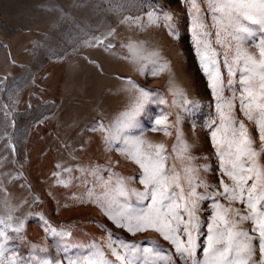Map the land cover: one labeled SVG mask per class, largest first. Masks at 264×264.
I'll return each instance as SVG.
<instances>
[{
  "label": "rangeland",
  "instance_id": "obj_1",
  "mask_svg": "<svg viewBox=\"0 0 264 264\" xmlns=\"http://www.w3.org/2000/svg\"><path fill=\"white\" fill-rule=\"evenodd\" d=\"M197 3L200 5L203 22L210 29L213 21L207 4L203 0H197ZM190 9L191 5L184 0H0V98L4 107L9 108L17 95L21 97L14 107L17 126L13 142L17 146L15 158L24 167L23 180L27 185L23 194L25 200L23 197L19 202V220L24 221L20 235L24 239L11 241L10 252L16 250L15 253L27 259L32 253V246H35L37 256L61 261L62 264H68L70 259L83 264L84 258L95 251L90 246L96 245L104 251L108 260L114 261L115 257L108 244L112 242L116 247L123 241L140 248H157L172 254L175 264H184L182 259L175 258L173 245L159 233L148 230L133 234L116 226L102 207L89 199L87 192L94 190L95 195L99 196L106 190H115L119 179H123L127 189L143 191L139 183L142 172L139 165L118 150L124 147L122 143L110 148L104 139L106 133L100 130L101 124L105 128L114 126V120L117 121L133 105L136 93L130 91L131 86L127 84L129 80L152 91L154 99L165 101L163 104H146L143 114L137 118V127L129 135L144 140L148 138L151 140L148 142L153 145L163 144L168 156L167 165L170 168L175 164L182 183L188 175L184 169H196L191 173L198 178L194 182L203 181L209 186L207 190L204 187L196 189L201 195L220 189L221 179L231 184L222 174L213 144L212 131L215 126L209 127L213 120L219 123L217 100L211 81L202 70L196 53ZM150 12L161 16L164 12L173 14L178 38L170 34L163 20L150 22ZM125 17L134 19L121 23ZM99 35H105L104 39L99 38ZM259 35L258 32L257 37ZM210 39L214 42L215 36ZM90 40L105 46L87 48ZM101 40L103 43L99 42ZM124 44L133 45L135 50L134 63L129 70L123 64L124 49H121V45ZM213 47L218 52L226 50L215 43ZM245 47L258 55L257 50L249 44ZM105 48L111 49L109 51L113 53H106L103 51ZM81 52L89 55L82 59L84 67L77 72V89L65 94L63 84L70 80V62ZM220 59V71L225 82L224 95L231 97L232 93L227 90V70L223 66V58ZM87 61L99 62L108 75H100L94 64H87ZM165 63L167 67L160 71L159 66ZM100 77L106 81L98 89L100 82L96 85L93 81H101ZM83 81L93 84L85 85V100L75 101L81 97V94H75ZM116 87H122L128 94L120 95L123 91L116 90ZM181 93L189 103H184ZM74 105H78V108L73 109ZM58 109L63 119L60 132L58 121L52 117ZM75 110L82 115V120L72 127L69 125L71 118L67 114ZM162 114H167V123L174 125L169 129L170 135L152 131L155 119ZM235 115L244 120L256 141L254 146L259 149L255 125L240 113L238 101ZM22 128L25 131L22 132ZM185 143L189 146L187 151L184 150ZM1 151L0 165L4 172L0 175V193L5 196L9 193L4 187L14 185L12 178L16 177L17 167L13 168L10 164L7 149ZM57 151L61 152L58 157ZM189 156L193 159L189 160ZM260 162L264 164V157ZM71 168L70 172L65 171ZM91 170H95V175L90 174ZM60 180L66 184L59 183ZM103 181H108L106 187L102 185ZM184 186L187 190L186 183ZM118 199L124 201L123 197ZM128 203L133 207H143L134 196ZM221 203L227 205L228 202L221 199ZM100 204L108 206L103 199ZM200 204L202 210L198 213L201 220L198 242L203 246L207 235L206 225L212 220L213 200L206 199ZM232 206L244 211L240 204L234 203ZM10 207L3 209L8 210ZM40 215L57 231L71 233L70 237L62 241L46 233ZM239 227L251 229L253 225L244 222ZM9 235L15 234L11 232ZM64 243L73 247L65 250ZM43 248L48 249L47 253L38 251ZM201 255L198 250V258ZM256 258H259L258 251Z\"/></svg>",
  "mask_w": 264,
  "mask_h": 264
},
{
  "label": "snow or ice",
  "instance_id": "obj_2",
  "mask_svg": "<svg viewBox=\"0 0 264 264\" xmlns=\"http://www.w3.org/2000/svg\"><path fill=\"white\" fill-rule=\"evenodd\" d=\"M184 2L191 5L196 53L202 70L211 81L217 100L219 123L213 120L209 127L215 126L212 131L213 144L222 174L231 184L221 179L222 190L201 195L196 189L204 187L207 190L209 186L203 181L194 182L198 178L191 173L196 169L185 168L188 175L182 183L175 164L170 168L167 165L168 156L163 144L153 145L141 137L129 135L137 127V118L143 114L146 104L165 103L163 99H154L152 91L129 80L127 83L131 86L130 91L136 93L133 105L121 114L114 126L105 128L101 124L100 130L106 133L104 139L110 148L122 143L124 147L118 150L139 165L142 170L139 183L143 186V191L129 190L123 179H119L115 190H106L99 196L95 195L94 190H88L87 195L102 207L116 226L133 234L148 230L159 233L173 245L175 258L182 259L184 264H264V164L260 162L264 157V0H203L212 16L210 29L203 22L197 0ZM148 16L152 23L163 20L170 34L178 38L173 14L164 12L161 16L150 12ZM133 19L125 17L121 23ZM258 32L260 35L257 37ZM213 35L214 42L210 39ZM99 42L103 43L102 40ZM213 43L226 50L218 52ZM246 44L255 48L258 55L250 52L245 47ZM127 47L134 51L133 45L129 44ZM221 57L227 70V90L232 93L231 97L224 95ZM166 67V63L160 65L159 70L163 71ZM141 71L143 74V70ZM152 74L156 75V72ZM181 98L185 104L189 103L182 93ZM236 101L239 103L240 113L255 125L259 149L254 146L256 141L244 120L235 115ZM167 121L168 115L162 114L155 119L152 131L170 135L169 129L174 125ZM176 123H179V117ZM188 147L185 143L184 150L187 151ZM175 150L173 146V151ZM188 159L193 157L189 156ZM65 171L70 172L71 169ZM90 174L95 175L94 172ZM59 183L66 184L63 180ZM107 184L108 181L102 182L105 187ZM133 196L143 207H133L128 203ZM118 197H123L124 201L121 202ZM101 199L107 202V207L100 204ZM206 199L213 200V212L211 222L206 225L207 235L202 246L198 242L201 228L198 213L202 210L200 202ZM221 199L226 200L227 205L221 203ZM234 203L243 206L244 211L233 207ZM39 219L44 231L52 237H59L62 241L63 238L70 237L71 233L51 227L42 215ZM11 220V216L0 217V264H62L61 261L35 255V246H32V253L27 259L10 252L11 241L24 239L20 235L24 221L14 226L10 223ZM244 222H251L253 227H239ZM9 232L15 235H9ZM63 247L67 250L73 246L64 243ZM90 247L95 251L84 258L83 264H175L170 253L152 247L140 248L123 241L116 247L112 242L108 244L115 257L114 261L108 260L104 251L96 245ZM198 250L201 251V258L197 256ZM38 251L47 253L48 249ZM68 264H78V261L70 259Z\"/></svg>",
  "mask_w": 264,
  "mask_h": 264
},
{
  "label": "bare ground",
  "instance_id": "obj_3",
  "mask_svg": "<svg viewBox=\"0 0 264 264\" xmlns=\"http://www.w3.org/2000/svg\"><path fill=\"white\" fill-rule=\"evenodd\" d=\"M112 32V31H111ZM120 32V31H119ZM125 32V31H124ZM127 32V31H126ZM116 34V32H115ZM128 34H131V33H128ZM100 37L99 38H103L104 39V36L105 35H99ZM121 38V37H120ZM117 39V38H116ZM121 40V39H120ZM126 40V39H125ZM132 40H130L131 42ZM108 42V41H107ZM133 43V42H131ZM101 46H105L104 44L103 45H98L96 42H94L93 40H90L88 41L87 43V48H102ZM121 49H124V59H123V64L125 66V69L129 70L131 68V66H133V58H134V53H135V50L134 51H130V49L127 48V46L124 44L123 46L121 45ZM111 50V49H109ZM107 48L103 49V51H105L106 53H113V52H110ZM7 51H5V55L7 56ZM77 56L75 57V60H73L72 62H70V65H71V70L69 72V81L65 84H63V89H64V92L65 94H69L71 92H74V90L77 89V86H76V75H77V72L82 70V68L84 67V64L82 62V59L87 57V53H84V52H81V53H77L76 54ZM113 54H110V56H112ZM70 60V59H69ZM87 64H94V68H96L95 70L100 74V75H108V73H106L104 70H103V66L99 64V62H89L87 61ZM107 67V66H106ZM93 68V66H92ZM124 71V70H123ZM119 72V71H118ZM110 77H113L111 75H109ZM114 76H119L118 74H114ZM86 78V77H84ZM101 78V81L100 79L98 80H95L93 81L94 84L97 85L98 82L99 83V86H98V89L101 88L102 86V83L104 84V82L106 80L102 79L103 77H100ZM68 79V78H67ZM107 79V78H105ZM118 80V79H117ZM66 81V80H65ZM125 81V80H124ZM87 83H90L88 81H83L82 85L81 86H78V91L77 93L75 94V96H78L79 94H81V97L78 98V99H75L82 102L83 100L86 99L87 97V92L85 91V85H87ZM93 83H90V84H93ZM126 83V81H125ZM128 84V83H127ZM123 85V84H122ZM121 86V85H120ZM129 86V85H128ZM124 88V87H123ZM117 89H120L123 91V93H121L120 95H127L128 92L125 91L124 89L121 88H117L116 87V90ZM102 90V89H101ZM115 90V89H114ZM99 96V95H98ZM20 95H17V97L15 98L14 100V103L12 104V106H10L9 108H5L4 105L2 104L1 102V98H0V156L2 155V151L3 149H7L8 153V158H9V161H10V164L12 163V167L15 168L17 167V171H16V177L15 179L12 178V180H14V185L13 186H10L8 187V185L6 187H4V189L6 190L7 195H2V193H0L2 195V202L0 204V217L3 215V216H6L5 218H7L8 216H11L12 217V220L10 221V223H12L14 226L19 223L18 221H20V214H19V211H20V206H19V202H21V198L23 200V197H24V200H25V195H23L25 193V187H27V185L25 184V180H23L24 176L23 174H25L24 172V167L22 164H20V162L17 161V159L15 158L16 156V153H15V144H14V140H13V136H15L14 132H16L15 130V126L16 125V120H15V111H14V107L17 106L18 104V101L20 100ZM122 99V98H121ZM120 100V98L118 99ZM63 101H65V98H63ZM93 101V100H92ZM116 101V100H115ZM62 102V100H61ZM117 102H120V101H117ZM67 104V103H66ZM118 104V103H117ZM113 105V104H112ZM115 105V104H114ZM64 106V105H63ZM78 106V105H77ZM77 106H73L72 108L73 109H77L78 107ZM108 106H111V105H108ZM107 106V107H108ZM113 107V106H112ZM110 108V107H109ZM115 108H118V107H115ZM113 108V109H115ZM72 109V110H73ZM88 115V114H87ZM52 116V115H51ZM109 116V115H108ZM113 116V115H112ZM116 116V115H115ZM56 121H58V132L61 131L62 129V120L61 119V116H60V110L58 109L52 116ZM67 117H70L71 120L69 121V125L70 126H76L79 124V121L82 120V115L79 114V111L78 110H75L74 113H71L70 111L68 112L67 114ZM105 117V116H104ZM52 118V119H53ZM109 119H110V116H109ZM107 118V121L109 120ZM116 120V119H115ZM114 120V122H116ZM64 122V121H63ZM18 123V122H17ZM110 123V122H109ZM20 126V125H19ZM66 126V125H65ZM19 129V128H18ZM21 129V128H20ZM24 129V128H22ZM25 131L22 130V132ZM86 131V130H85ZM84 132V131H83ZM87 133V132H86ZM18 134V133H17ZM58 134V133H57ZM56 134V135H57ZM22 135V134H21ZM82 136V135H81ZM85 136H87L85 134ZM92 136V135H91ZM83 137V136H82ZM16 139V138H15ZM20 139V138H18ZM145 139V138H144ZM95 140V139H94ZM150 139H146V141H149ZM151 141V140H150ZM91 142V141H90ZM82 143V142H81ZM84 144V143H82ZM146 146V145H145ZM17 147V146H16ZM17 149V148H16ZM84 150V149H83ZM154 151V150H153ZM80 152V151H79ZM61 155V152L57 151V157ZM80 158V157H79ZM5 160V157L3 158L2 161ZM81 161V159H79ZM59 164V163H58ZM62 166V165H61ZM16 169H14L15 171ZM72 170V168H71ZM79 171V170H78ZM77 171V172H78ZM92 171V170H91ZM95 171V170H94ZM92 171V172H94ZM3 169H2V166L0 165V175L2 176L3 174ZM80 172V171H79ZM68 173V172H67ZM86 173V171H85ZM65 174V172H64ZM63 174V175H64ZM62 175V176H63ZM64 177V176H63ZM81 177V176H80ZM25 185V186H24ZM20 192H21V195H20ZM1 197V196H0ZM18 198V200H17ZM3 201H4V204H3ZM11 205V207H10ZM6 206H9L10 208L8 210L6 209H3L5 208ZM2 212V213H1ZM18 220V221H17ZM28 221V220H27ZM28 225V224H27ZM11 232H9L10 234ZM16 252V250L14 251Z\"/></svg>",
  "mask_w": 264,
  "mask_h": 264
}]
</instances>
